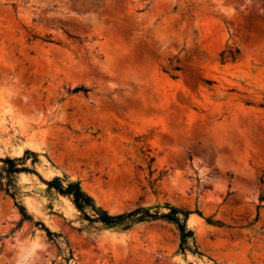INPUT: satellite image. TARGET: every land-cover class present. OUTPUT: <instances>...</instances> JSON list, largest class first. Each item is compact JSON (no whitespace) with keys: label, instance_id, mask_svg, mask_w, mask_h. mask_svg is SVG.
<instances>
[{"label":"rangeland","instance_id":"1","mask_svg":"<svg viewBox=\"0 0 264 264\" xmlns=\"http://www.w3.org/2000/svg\"><path fill=\"white\" fill-rule=\"evenodd\" d=\"M27 150L0 160V264H264V0H0V158ZM56 177L189 211L199 253L165 219L90 225Z\"/></svg>","mask_w":264,"mask_h":264},{"label":"trees","instance_id":"2","mask_svg":"<svg viewBox=\"0 0 264 264\" xmlns=\"http://www.w3.org/2000/svg\"><path fill=\"white\" fill-rule=\"evenodd\" d=\"M229 52L230 58L235 61L237 56L240 55V49L236 47L235 49L223 50L220 54L222 60H224L225 54ZM182 67L177 65L173 67V70L179 71ZM173 78L178 76L172 75ZM211 83V81H208ZM84 91L87 93L89 89L79 86L74 89V91ZM37 155L34 152L27 150L23 157H5L0 158L6 165L4 171L7 173L8 177L13 176L21 172H35L25 166V161L27 160L28 154ZM49 189H54L57 193L64 197H68L75 208L80 212V218L83 221H88L90 225L99 224L104 228L117 229V230H127L132 228L133 225L143 221H151L156 219H165L176 225L180 233V250L183 252L191 251L193 253H199V248L196 243L194 232L188 227V219L190 212L175 206H169V211L160 212L152 211L151 208L138 207L132 210H128L122 213L111 214L108 210L96 204L94 198L88 194L83 188L79 181L61 179L56 177L52 180L46 181ZM14 189V188H13ZM10 185L5 189L7 194L12 196L19 211L24 219H31L28 214L25 205L21 201L17 200L18 192L13 190ZM45 230L49 237L53 235H58L55 232H51L47 227Z\"/></svg>","mask_w":264,"mask_h":264}]
</instances>
